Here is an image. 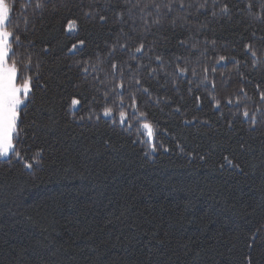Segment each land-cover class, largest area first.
Instances as JSON below:
<instances>
[{
  "label": "trees",
  "instance_id": "obj_1",
  "mask_svg": "<svg viewBox=\"0 0 264 264\" xmlns=\"http://www.w3.org/2000/svg\"><path fill=\"white\" fill-rule=\"evenodd\" d=\"M5 1L33 92L20 158L0 160V264H264V0H207L199 12L205 0H187L160 25L148 9L150 31L124 0ZM141 41L153 51L130 59ZM156 55L164 69L136 73L148 93L134 92L135 113L128 92L121 107L110 64L154 68ZM197 59L195 78L165 74ZM204 66L216 69L207 81Z\"/></svg>",
  "mask_w": 264,
  "mask_h": 264
},
{
  "label": "snow or ice",
  "instance_id": "obj_2",
  "mask_svg": "<svg viewBox=\"0 0 264 264\" xmlns=\"http://www.w3.org/2000/svg\"><path fill=\"white\" fill-rule=\"evenodd\" d=\"M216 0H213L215 5ZM31 3V0H30ZM127 11L131 13L134 9H139L141 13V19L144 21V29L143 31H150V25L148 21V17L152 15V12H148V9H152L155 12V17L151 21L154 25H160L162 20L166 15L173 13L174 11L179 12L180 10H185L186 8H192V3H188L187 0H124ZM207 5V0L205 3L199 4L197 7V12L201 9H205ZM35 9H42L44 5V0H35L34 5H32ZM249 8L252 6L249 5ZM264 7V6H262ZM14 5H9L5 3V0H0V158L8 157L11 153L17 159L20 158V152L16 151V144L19 141V119L20 113L22 111V106H26V102L31 101V93L33 92L32 86V78L28 75L31 66V60L29 58L28 62L25 64L22 59H17V51L14 48H19L21 46V38L19 34H16L13 30H9L8 21L10 13L13 11ZM162 9L166 10L162 12ZM223 13L228 12L227 6H223L221 8ZM90 14V13H89ZM120 18H123V12L120 14ZM213 16L216 13L213 11ZM264 18V17H261ZM99 19L103 21L105 19L104 16H100ZM177 19H180L178 16L171 17V24L173 27L176 25ZM186 20V17H184ZM68 27L71 30L75 27V22L70 21L68 23ZM83 43V41H81ZM184 44L185 42L182 40L180 42ZM248 50H251L250 46H246ZM121 48H128L127 44H122ZM193 49H195V45H193ZM115 48H113V51ZM130 50V49H129ZM153 49L151 47H147L143 41L139 43L138 46L134 49V54L130 57L132 60H141L145 54L151 53ZM135 53L141 54L140 56L135 55ZM251 55L255 57L257 53L255 51L251 52ZM152 57L149 56V60ZM180 59L179 57L177 58ZM225 58L222 56L220 60H224ZM155 60L157 62L156 67H150V64L139 63L136 65H130L125 63L119 64L113 62L110 64L112 69L113 77H118V82H115V86L111 89V94L113 97H120V106L123 107V99L125 92L129 93V99L131 101V107L133 113L136 111L137 100L134 95L135 91L142 89L145 93H148V88L144 87L141 79L137 76V72L142 69L148 70L149 76H154L157 73V69H164L165 65L162 61V57L160 55L155 56ZM200 64V61L197 59L194 63L188 61L184 64L177 63L173 69V73H165L166 75L175 74L178 77L186 78L189 73H191L192 77L195 78L199 72L197 65ZM191 65V66H190ZM253 66H256V61H253ZM87 72L88 69H85ZM127 71L128 75L131 77L129 82V86L125 87L124 76ZM215 72L216 69L213 67L209 69L207 66L203 67L204 76L203 79L207 81L208 73ZM132 85L136 87L133 88ZM213 87L215 85L213 84ZM108 93L106 92V98ZM199 99V97L197 98ZM215 100V98L213 97ZM260 100L264 102V94L261 95ZM79 103L78 100H73V104ZM229 105L233 103L231 99L227 101ZM239 103V101H237ZM215 107H220V102L218 100L215 101ZM177 112L180 111L179 108L176 109ZM113 109L110 107H105L104 116L109 117L112 116ZM120 123L123 125L126 122V113L124 111H120ZM243 117L247 119L250 123V127L254 129L257 125V117L255 114L250 115L247 109L243 110ZM115 122V120H113ZM185 123H189V121H185ZM131 127V125H129ZM142 127L147 130V134L149 139L153 136L152 127L149 123H143ZM231 127V123L229 124ZM244 145H241L243 148ZM156 150L155 146H153L152 151ZM167 151V149H165ZM39 156V154H37ZM203 159V157H201ZM228 164L240 171H243L241 165L239 163H233L232 159L225 157ZM39 160L34 159L33 163H26L25 167L28 169H32L35 163H39ZM255 239V236H253ZM252 245L249 244V248ZM248 264H252V258L247 257Z\"/></svg>",
  "mask_w": 264,
  "mask_h": 264
},
{
  "label": "rangeland",
  "instance_id": "obj_3",
  "mask_svg": "<svg viewBox=\"0 0 264 264\" xmlns=\"http://www.w3.org/2000/svg\"><path fill=\"white\" fill-rule=\"evenodd\" d=\"M5 3H6V1H5ZM9 18H10V16H9ZM8 23H9V21H8ZM26 104H27V102H26ZM24 107H25V106H22V110H23ZM21 112H22V111H21ZM20 117H21V113H20ZM19 120H20V119H19ZM142 131H143L144 136H146L147 141H148V140H149V141H152L153 136H152L151 139H149L148 134H147V130L144 129V128L142 127ZM10 155H11V153L9 154V156H10ZM9 156H8V157H9ZM8 157L0 158V160H1V159H7Z\"/></svg>",
  "mask_w": 264,
  "mask_h": 264
}]
</instances>
